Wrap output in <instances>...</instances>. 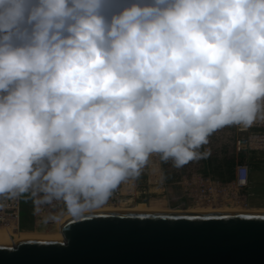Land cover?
I'll return each mask as SVG.
<instances>
[{"label": "clouds", "instance_id": "clouds-1", "mask_svg": "<svg viewBox=\"0 0 264 264\" xmlns=\"http://www.w3.org/2000/svg\"><path fill=\"white\" fill-rule=\"evenodd\" d=\"M258 122L264 0H0V196L79 218Z\"/></svg>", "mask_w": 264, "mask_h": 264}, {"label": "water", "instance_id": "water-1", "mask_svg": "<svg viewBox=\"0 0 264 264\" xmlns=\"http://www.w3.org/2000/svg\"><path fill=\"white\" fill-rule=\"evenodd\" d=\"M64 239L0 235V264H264V214L89 212Z\"/></svg>", "mask_w": 264, "mask_h": 264}, {"label": "built area", "instance_id": "built-area-1", "mask_svg": "<svg viewBox=\"0 0 264 264\" xmlns=\"http://www.w3.org/2000/svg\"><path fill=\"white\" fill-rule=\"evenodd\" d=\"M211 138L224 139L230 144L229 153L238 159L233 180L222 182L211 175L209 168L191 177L170 180L164 162H160L158 171L145 168L135 181L122 184L105 205L131 207L137 203L163 201L169 208L179 210L204 206L253 208L258 195L252 191L250 175L253 162L264 169V122L248 129L229 126L215 132L209 143L201 148V151L207 150V156L212 151ZM157 159L153 157L154 161ZM61 209L62 205L57 203L43 205L36 211L30 194L16 198L0 196V229L15 233L50 232L54 230V219Z\"/></svg>", "mask_w": 264, "mask_h": 264}, {"label": "rangeland", "instance_id": "rangeland-1", "mask_svg": "<svg viewBox=\"0 0 264 264\" xmlns=\"http://www.w3.org/2000/svg\"><path fill=\"white\" fill-rule=\"evenodd\" d=\"M211 140H210L211 141L210 144L212 145V151L209 154V156L203 159L191 161L181 168L174 167L171 161L164 162L168 178L172 180V179L180 178L182 176L191 177L192 175H194V173L203 172L209 168L210 170L209 172L211 173V175H213L218 180L222 182H228L233 180L234 166L238 159L232 157V155L229 153L230 144L228 145L222 138H211ZM232 161L234 165L232 166V168L230 167L231 171H229L228 166L226 167L227 165L226 162L232 163ZM250 181H251L252 191L258 195V198L255 202L256 204L255 206H253L254 209L244 210L239 207H233V206H224V207L209 206V207L189 208L190 210L186 209L188 211L175 210L174 208L170 209L168 207L167 210L170 212H201L211 209L217 210L219 212H222L226 209H233L236 211H249V212L264 211V169L259 167L256 162H253L252 165Z\"/></svg>", "mask_w": 264, "mask_h": 264}, {"label": "bare ground", "instance_id": "bare-ground-1", "mask_svg": "<svg viewBox=\"0 0 264 264\" xmlns=\"http://www.w3.org/2000/svg\"><path fill=\"white\" fill-rule=\"evenodd\" d=\"M167 205L163 201H153L150 204L145 203H137L131 207H115V206H101L99 208H96L90 212H98V211H127V212H170L167 210ZM209 207V206H204ZM169 208V207H168ZM172 209V208H170ZM254 209V208H251ZM251 209H244V210H251ZM179 210V209H175ZM190 210V209H188ZM184 210V211H188ZM201 212H219L217 210H205ZM222 212L227 213H234V214H264V211L261 212H249V211H236L233 209H226ZM248 212V213H247ZM171 213H185V212H171ZM68 218L67 215L63 216L62 218H55L54 219V227L53 231L50 232H21V233H15L11 231H7L4 229H0V235H11L16 237H23V238H32V239H46V240H59L62 241L64 239L63 234L61 232V226L60 223Z\"/></svg>", "mask_w": 264, "mask_h": 264}, {"label": "trees", "instance_id": "trees-1", "mask_svg": "<svg viewBox=\"0 0 264 264\" xmlns=\"http://www.w3.org/2000/svg\"><path fill=\"white\" fill-rule=\"evenodd\" d=\"M226 163H227V165H226ZM226 163H225L226 167L228 166L229 171H231V168H232V166L234 165L233 161H232V163H230V162H226ZM230 167H231V168H230Z\"/></svg>", "mask_w": 264, "mask_h": 264}]
</instances>
